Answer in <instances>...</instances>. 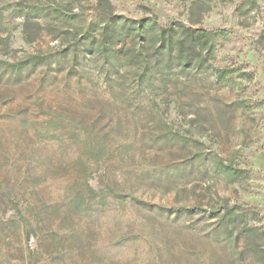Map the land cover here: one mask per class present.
Returning a JSON list of instances; mask_svg holds the SVG:
<instances>
[{"label":"rangeland","instance_id":"rangeland-1","mask_svg":"<svg viewBox=\"0 0 264 264\" xmlns=\"http://www.w3.org/2000/svg\"><path fill=\"white\" fill-rule=\"evenodd\" d=\"M104 12L124 22L143 21L146 27L180 21L221 34L205 67L170 71L164 85L155 80L153 92L144 83L130 104L100 78L108 71L102 62L82 55L88 30L98 36ZM153 44L154 39L133 43L126 38L116 48L132 53ZM76 45L75 64L69 55ZM34 54L55 60L52 68L59 61V70L79 69L81 83L63 76L41 88L35 87L38 82H0V116H29V122L58 115L123 120L118 129L106 119L98 124L99 133L109 135L111 153L104 157L107 177L97 170L91 174L96 189L110 185L119 198H110L96 221L82 224L78 254H72L70 243L49 246L38 257L40 264L47 262L46 252L56 256L59 249L64 264H261L264 0H0V60ZM127 77L111 86L132 91ZM165 133L183 135L186 144L165 140ZM2 149L14 159L20 149L51 153L32 132L1 137ZM60 175L51 173L48 181ZM13 213L0 204V264H30L35 239L11 222Z\"/></svg>","mask_w":264,"mask_h":264},{"label":"trees","instance_id":"trees-1","mask_svg":"<svg viewBox=\"0 0 264 264\" xmlns=\"http://www.w3.org/2000/svg\"><path fill=\"white\" fill-rule=\"evenodd\" d=\"M100 6L102 13L104 5ZM102 17L104 25L98 36L88 30L87 40L82 43V55L89 60L102 62L108 71H102L104 74L100 78L110 85L113 94H120L130 104L140 95V87L144 83L153 92L156 90L155 80H158L159 85H164L170 71L205 67L213 58L216 38L221 34L219 30L186 25L180 21L167 26L146 27L143 21H120L112 12H104ZM126 38L133 43L141 38L144 42L154 39L155 44L146 51L139 48L132 53H123L122 48H116V45ZM74 49L69 56L72 63L76 64L79 63L77 45ZM123 56L125 58H121ZM123 60L124 64H121ZM53 61L43 54L11 62L0 60V82L7 86L38 82L35 87L41 88L46 82L54 83L53 80L63 76L68 82L74 79L76 84L81 83L83 76L79 69L76 72L73 69L67 71L66 68L59 70V61L52 68ZM125 65L126 68L123 67ZM113 72L115 76L110 77ZM126 77L133 83L132 91L127 92L125 88L115 90L111 86L112 82ZM37 117L39 119L29 122V116H0V138L32 132L41 143L51 148V153L44 149H20L15 159L3 151L4 148L0 153V204L11 208L14 212L11 222L23 227L27 238L34 237L35 247L30 255V264H40L38 257L49 246L63 248L65 243H70L75 251L72 254H78L82 250L78 235L82 224L96 221L97 216L111 203L110 198L120 196L110 185L101 190L96 189L91 182V174L97 170L102 171L103 178L107 177L108 168L104 157L111 153L107 144L109 135L99 133L98 124L106 119L111 122L112 129L115 126L118 129L123 123L122 116ZM125 117L134 121L136 117L142 116ZM11 120H18V124H13ZM164 137L165 140L183 145L187 141L178 133L173 136L165 133ZM114 142L119 147L123 144L116 137ZM54 172L64 174L57 181H48L47 176ZM157 209L167 208L158 206ZM180 210L187 211L188 208ZM66 229L71 230L70 235L66 234ZM50 234L56 237L50 238ZM55 252L56 256L54 252H46L45 264H56L57 259H61L64 264V251L59 249ZM257 252L261 264H264V254Z\"/></svg>","mask_w":264,"mask_h":264}]
</instances>
